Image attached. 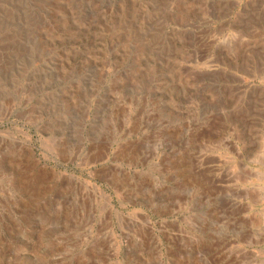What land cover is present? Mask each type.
<instances>
[{
  "label": "rangeland",
  "instance_id": "374dc122",
  "mask_svg": "<svg viewBox=\"0 0 264 264\" xmlns=\"http://www.w3.org/2000/svg\"><path fill=\"white\" fill-rule=\"evenodd\" d=\"M0 264H264V0H0Z\"/></svg>",
  "mask_w": 264,
  "mask_h": 264
}]
</instances>
